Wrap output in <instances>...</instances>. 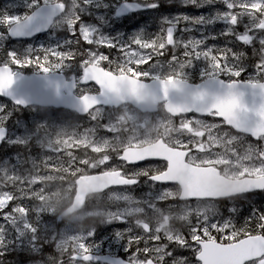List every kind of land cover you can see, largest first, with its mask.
<instances>
[{"label":"snow or ice","instance_id":"snow-or-ice-1","mask_svg":"<svg viewBox=\"0 0 264 264\" xmlns=\"http://www.w3.org/2000/svg\"><path fill=\"white\" fill-rule=\"evenodd\" d=\"M100 2V0H96ZM91 3V0H89ZM184 6L192 7H208L210 5L223 4L224 11L219 10L211 12L210 14H202L199 17H189L185 14H179L172 18L161 17L159 31L156 33H148L146 31H137L132 33L127 39H124L123 36H111L103 34L97 27H88L83 24L80 20V15H77L76 21L70 25L69 35L71 39H66L63 41H57L55 48H38L35 49L36 52H44L45 54L51 52L54 53L57 58L64 59L70 58L75 59L77 52L79 55L84 57L80 61L81 65H85L90 57H96L98 61L105 62L108 64L116 63L111 58V50H116L119 55V60L121 61L120 67L123 68L124 65H128V70L136 73L139 68V61L149 63L155 55L167 56L168 52L171 51V56L168 58L170 61H180V56L177 55V49L182 48L183 51L181 55L183 56V61H180V67H191L194 68L196 62L200 61L202 58L205 63L208 64L206 70H201L202 79L207 78V83L204 85L196 86L199 88H214L217 90L229 89L234 90L240 87H245L247 84L239 85L232 83H225L221 77L228 76L232 80L239 81L242 73L245 71V65L242 64V59L246 58L247 55L243 50H237L236 47H233V44L243 45L246 47H252L253 56L256 55L257 49L256 44L260 45L261 55H264V25H261L259 29H252L249 25H244V30L242 32L237 31V26L242 22V14H237L234 11L235 5L232 0H182ZM15 6L20 7L24 6L28 9L29 12L38 7L37 0H19V3H15ZM249 7V11H259L261 8H264V0H255ZM7 7L0 11L2 13L7 12ZM159 0H151V2H146L144 4H126L122 11L130 10H145L151 8H158ZM42 11V10H41ZM119 15V13H117ZM21 17L27 21V23H17L15 28L9 29V34L12 37H20L28 32L39 31L41 26H36L33 28L32 21L37 17L41 16V12L34 13L32 15L25 14H0V25L2 24H12L15 21H19ZM183 23L184 27H180ZM216 23H223L226 27L219 33L205 34L203 30L198 31L199 36H193L191 33L197 32L196 26L199 25L201 28L210 27ZM43 27H46L44 25ZM179 32L180 35L177 36L176 33ZM188 33L189 35L185 38L184 34ZM225 39L223 45L212 44L209 45L207 42L209 40ZM88 45L90 47L83 48L81 45ZM78 45L79 49L73 48L72 45ZM107 48L109 53L106 54L100 49ZM60 49H64L63 52ZM158 49V51H157ZM33 48L25 51L24 61L20 59V53L15 51H9L7 53L8 59L5 61H0V70L4 71L6 80L8 84L16 83L17 74H14L9 71V65L11 63L16 64L19 67L28 66V63L33 59L32 56ZM37 61L40 60L39 56H36ZM47 59V55L45 56ZM135 65V67H133ZM59 67V65H56ZM254 74L251 80L258 79L261 74H264V63L261 60H256V63L253 65ZM47 71V69H43ZM83 71V70H82ZM145 75H150V73H144ZM249 80V81H251ZM24 87L28 89L38 88L40 85L34 83L32 80L26 81ZM201 95L203 93H200ZM243 98V93H238ZM9 96L13 95L11 92L8 93ZM20 103L25 104L26 102L21 101ZM4 106L0 105V117L6 115L3 110ZM2 120V119H0ZM4 121V120H3ZM5 123V121H4ZM0 136H5L4 128L0 129ZM147 175V171L144 173ZM151 178V177H149ZM259 191H264V189H258ZM13 206L9 203L8 207L5 209H0V227H7V217L11 216V210ZM234 211V210H233ZM259 216L261 221H264V211H260L256 208H253L251 216L247 219L246 223H251L252 219L256 216ZM119 223H124L120 221ZM257 229L259 230L258 234L264 237V223H257ZM212 228L217 231H224L225 238H228L226 232L227 223L221 225L219 223L213 224ZM35 231V229H34ZM202 233L209 234V228L207 225L200 227L195 226L192 228V240L191 245L188 244L187 239H181L175 241L178 243L181 248L188 249L191 248L193 251H199L196 247L198 240L203 239L200 235ZM251 235V233H249ZM96 233L95 231L88 234L86 237L87 240L91 241L90 245H86L90 248L91 254L93 255L98 251L99 245L96 244L95 240ZM124 239L123 232L121 230H116L114 232V240L121 241ZM133 239L136 243L139 244L141 237H129L128 243L125 245V250L129 251L131 248ZM144 254L147 257L148 252L151 250V247L148 245V242L145 241ZM157 250H159L157 246ZM163 251L165 252L164 256H161L160 264H165V261H169V264H189L188 257L178 256L175 254V250H170L168 246H164ZM140 249L137 247L135 253H132L129 258L123 262V264H136L139 258ZM87 260L88 257L86 256ZM99 264H105L104 261H100ZM148 264H152V258H148Z\"/></svg>","mask_w":264,"mask_h":264},{"label":"rangeland","instance_id":"rangeland-1","mask_svg":"<svg viewBox=\"0 0 264 264\" xmlns=\"http://www.w3.org/2000/svg\"><path fill=\"white\" fill-rule=\"evenodd\" d=\"M232 2L234 3V5H238V6H235L236 9L242 12H245V13H251L253 15V18L258 17L257 15L254 14L255 13L254 11L252 12L249 11V7L248 9L244 8V7H247L246 5L250 6L252 3L255 2V0H232ZM261 12L264 13V8H262ZM72 16H73L72 14L67 15L61 21V24L66 23L70 28V25L72 24V19H71ZM83 24L88 27H97L96 25H87V23H83ZM222 24L223 23H216L212 26L219 25L218 28H216L215 30L222 31L225 28L223 27ZM258 25L259 26H256L253 24L252 26L259 29L261 25H264V20L259 22ZM97 28L99 29V27ZM196 31L197 32L195 34H191V35L198 37L199 36L198 31H201V29L196 30ZM209 32H210V29H208V31L205 32V34H208ZM211 33H215V32L211 31ZM105 35H108V34H105ZM186 35L188 36L189 34L187 33ZM0 42L4 43V40L0 39ZM222 42H225L224 38H221L218 40H212L211 44L220 45V43ZM118 57L119 55L115 51L111 52V58L114 61H116L115 64L118 66V71L128 70V67L124 66L123 68H121L119 66L121 61L119 60ZM260 59H264V55L260 54ZM262 63H264V60ZM253 74L254 72L249 73L245 75L244 77H247L246 79H251L253 77ZM261 77L264 78V74H261ZM131 113L132 112L128 114L129 120L128 119L127 120L129 121V125L132 127V129H134V126H140L143 123H145L146 125H149L150 121L141 120L136 114L134 113L131 114ZM92 114H93L92 115L93 117L95 115V117L99 116L100 118L102 119L104 118L106 120L113 115L108 112L106 113L103 110H97L93 112ZM115 116H118V115H115ZM155 122L157 124L158 130H162L164 128L165 123L161 119L157 118ZM45 126L46 127L43 128L41 134H38L35 137L30 136L29 129L27 131H25V129H21V130L16 129L13 133H11V135H13L11 140L17 141L18 143L22 145L28 144L31 141H34L33 148H32L33 152L30 155L31 160L28 162L27 167L25 168L24 171H21L15 167L0 166V179L3 178L4 181H9L11 188L14 189L16 192L22 193L26 196L32 195L38 200L44 197L43 193H45L46 182H49L52 180V175L50 173V165H49L48 159H45L46 156H48V153L53 151L52 148H55V152H57V149L59 146L67 147L72 140H76L77 138H79L82 142L91 141L92 143H95L103 148L109 147L107 141L105 140L106 134H99L96 138L92 137L93 134L88 135V136L84 134L81 136V135L75 134L71 130L67 131L66 127H61L57 125L56 123H54L53 121L46 122ZM64 131H67V132H64ZM131 142H134V141H131ZM209 143H210V147L214 148L217 146L218 141L216 139L209 138ZM37 148L39 149L36 150ZM204 148H205L204 146H201L199 149L204 151ZM94 149H96V147H94ZM10 150H11L10 153L2 152L0 156L3 157V159L5 160L10 159V160L21 162L22 161L21 158L19 157V155L16 154L18 150L11 149V148ZM236 153H237L236 150L232 151L234 158L237 157ZM208 155L209 156L214 155V153L210 152L208 153ZM198 156H203V155L198 154ZM261 157H264V154H262L260 157H258L257 155H254L251 161H247V162H251L252 165L240 164L242 161L239 160L237 162H234L232 159H222L221 162L229 163L233 169H238L239 173H245L249 171L260 172V171H264V167H260L254 164L259 162ZM97 163L99 162L96 159L95 164ZM164 195H166L165 192L163 191L161 192L158 190L157 195H155L154 197L150 196L149 199L142 198V200H140L130 195L129 192L116 193L115 198L113 199L115 200V203H117L118 205L117 207L112 208V210L114 211L113 213L112 212L107 213L108 215L115 217L110 223L117 224L120 221L128 222L129 221L128 219L130 217L140 218L142 220L145 219V221L152 222L157 232L161 230L160 235H163V237L167 236V237L173 238V237H180V236H184V237L191 236L192 234L181 235L182 234L181 232L178 233L176 231H171V229H168L165 232V223L163 222L165 215H163V213L159 210V207L157 208L143 207L144 205L150 206L156 200L164 199L165 198ZM16 199L18 198L14 194L13 190H6L5 187L0 186V209L7 207L9 203H11L13 200H16ZM199 210L201 211H198V214L204 220H206L209 216L213 215V213L207 212V211H212V207L210 206L200 207ZM179 218H180V215H179ZM6 219H7V227H0V254L6 255V254L11 253L10 254V257H11L13 256V254L21 255V254L28 253L29 256L27 258L33 259V260H28V262H25V261L16 260L15 258V259L8 260L7 264H39L34 261L35 257L31 255V254H35L39 252V248L37 249V245L34 243V240H36V238L31 237V234L27 228V225L22 220L17 209L15 208L11 216L7 217ZM166 225L168 226V224ZM42 227H46V225H43ZM178 247H181V246L179 244H177L176 246H173V249L175 250V254L180 255L183 253L182 255H185V253L181 252ZM25 259L26 258H24L23 260ZM22 262H25V263H22Z\"/></svg>","mask_w":264,"mask_h":264},{"label":"water","instance_id":"water-1","mask_svg":"<svg viewBox=\"0 0 264 264\" xmlns=\"http://www.w3.org/2000/svg\"><path fill=\"white\" fill-rule=\"evenodd\" d=\"M61 8L44 7L37 9L34 13L41 12L43 19L37 17L33 20V28L36 26H41L40 29L46 28L50 24L52 17L61 12ZM20 23H27V21ZM44 25L46 27H43ZM29 80L40 85V87L32 89L24 87L25 82ZM119 81L123 82L108 83L100 96L88 97L82 100H74L67 97L64 100L60 97L64 90V84H59L53 75H31L29 77L17 75L16 83L8 84L4 71L0 70V97L10 99L18 104H22L20 102L23 101L26 104H39L41 102L43 105L55 107L64 105L69 109L76 110L79 114L84 113L86 108L89 109L96 105L118 106L124 102H129L141 110L152 111L158 102L167 99L166 108L171 113H176L180 110L203 112L209 109H216L218 103L222 108L220 110L221 116L238 130L253 131L256 126H258L257 130H259L264 120V86H245L234 90H217L203 87L198 89L178 81H156L149 85L140 84L125 78ZM9 92L13 95L9 96ZM200 93L203 94L201 95ZM238 93H243L242 99ZM234 102H240V105L230 104ZM3 137L0 136V140ZM155 147L151 151L144 153L142 157H169L168 152H158ZM227 253L218 252L217 254L226 255Z\"/></svg>","mask_w":264,"mask_h":264},{"label":"flooded vegetation","instance_id":"flooded-vegetation-1","mask_svg":"<svg viewBox=\"0 0 264 264\" xmlns=\"http://www.w3.org/2000/svg\"><path fill=\"white\" fill-rule=\"evenodd\" d=\"M172 133L175 134L174 132ZM199 133H201V131H199ZM192 135L194 134L187 133L183 135L182 138H180L179 136L175 137L174 135L172 136V139L173 140L177 139V140H180L181 142H179L177 146H175L174 143H170V144L172 145V147H175L178 150L183 151L185 153L184 162L188 164H192V165H198L199 164V162H197L199 161L198 154L199 153L204 154L205 152L199 151L197 154H195L197 149L194 147V145L197 144L198 141H197V136L192 137ZM220 135H221V132H218L219 140H221V138L223 140L233 139L234 140L233 143H236L239 140L243 144L251 145L256 150L254 154L257 156H259V153H261L262 150L264 152V140L253 141L247 136H237L230 130H227L226 132H224L223 136H220ZM220 154H221V146H217L215 149V156L216 158H218V160H220ZM262 161H264V157H262ZM146 166L147 165H142V167L136 168L135 170L136 174H134V177L132 176L131 172L126 170L127 176L130 177L131 179H135L136 182L134 186L128 187L124 189V191L131 192L136 196L150 197V196H154L157 193V189L163 188L166 192L172 194V197L175 200V202L178 201L179 194H180L179 186L176 184L164 186V185H158V184L152 183L149 179V177L151 176L150 170H146ZM204 166H213L214 168L216 167L218 169L219 174L226 176L228 179H235L233 176L230 175L231 169L229 165H225V164H221L217 162L214 164L204 165ZM145 171H147L148 173L147 175L144 174ZM258 176H264V174L258 175ZM194 206L197 208L205 207V206H212L213 215H214L213 217L214 223L215 224L219 223L221 225L227 223L226 232H230L233 235V237L227 240H223V241L220 239V242H223V243L236 242L242 236H249V233H251L252 236H261L258 234L259 230L257 229L256 225L257 223H264V221H261L258 215L252 219L251 223H246V221L251 216L253 208H256L260 211H264V191L243 194L240 196H227L226 198H223V199L219 198L215 200L214 202H202V203L195 202ZM168 207L166 208L168 209ZM66 208L67 207H63V206L53 207V212L55 213L53 217L54 218L53 229H54V232L57 231L58 237L61 238L59 239V242L57 244L55 243L52 244V248L54 251L53 256L56 259L57 264H61V262L68 261L71 259H73L75 264H94V263H83L75 259L76 256L91 254L92 250L86 246V245H90L91 241L87 240L86 237L84 238L68 237L67 231L69 229L66 227L68 224H77V223L83 224L87 222L91 218L88 214L101 212L100 210L101 208H96L93 206L84 207L81 209L79 213L74 215L75 217L71 216L72 217L71 219H69V217L64 214ZM170 209L173 211V210H178L181 208L177 206H171ZM238 224H240L243 227H246L248 230L244 231L243 233L238 234L236 231ZM94 228H95V233H96V236H95L96 244L99 245L98 251H96L94 254L101 255L104 253H110L112 255H115L113 251H109L107 249V242L104 241L103 238L98 237V234L101 229L98 226H95ZM150 229L151 228L148 226L147 230L142 228V231L145 234H149ZM216 233L218 232L215 229H213L210 232V234L212 235H215ZM132 235H134V237H139V234L132 233ZM200 235L203 237V239L198 240L196 245L201 244L202 243L201 241L210 240V237L207 236L209 234L201 233ZM141 238L142 239L140 240L139 244H137L135 239H133V242H132V245L129 251H126L124 247V250H122V255L118 254V257L122 256L120 258H122L123 260H127L129 256L132 255V253L136 252L137 247H139L140 249L139 258L136 264L138 263L142 264L145 261H148L149 257L152 258L153 262L160 264V259L154 256L156 254V249L154 248V246L158 244L157 237L151 236V237H141ZM262 238L264 239V237ZM181 239H187L188 244L193 243L192 238L185 237ZM145 241H147L148 245L151 247V250L148 252L147 257L144 254V248H145L144 242ZM263 259H264V256H261L260 258L254 261L246 262L244 264H258ZM191 260H192L191 264H200L196 259V255H194L193 258L191 257Z\"/></svg>","mask_w":264,"mask_h":264},{"label":"trees","instance_id":"trees-1","mask_svg":"<svg viewBox=\"0 0 264 264\" xmlns=\"http://www.w3.org/2000/svg\"><path fill=\"white\" fill-rule=\"evenodd\" d=\"M7 59H8L7 55L3 51H0V61H5ZM10 66L13 67V68L23 69L26 72L30 71L29 69L27 70L24 67L23 68L22 67H17L16 64H14V63H11ZM5 104H7L8 106H10L8 103H5Z\"/></svg>","mask_w":264,"mask_h":264}]
</instances>
